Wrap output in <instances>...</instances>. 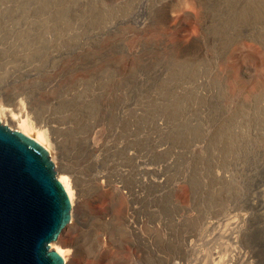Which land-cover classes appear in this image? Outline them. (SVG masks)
Here are the masks:
<instances>
[{
  "label": "rangeland",
  "instance_id": "1",
  "mask_svg": "<svg viewBox=\"0 0 264 264\" xmlns=\"http://www.w3.org/2000/svg\"><path fill=\"white\" fill-rule=\"evenodd\" d=\"M16 99L56 138L86 231L122 212V181L135 193L125 224L157 229L135 264L182 262L187 222L231 208L264 240V0H0V104ZM104 242L90 264H132Z\"/></svg>",
  "mask_w": 264,
  "mask_h": 264
},
{
  "label": "bare ground",
  "instance_id": "2",
  "mask_svg": "<svg viewBox=\"0 0 264 264\" xmlns=\"http://www.w3.org/2000/svg\"><path fill=\"white\" fill-rule=\"evenodd\" d=\"M2 117H4V120H8L11 123H17L18 130L33 137L37 142H39L47 149L48 154L52 160L55 158L57 153L52 150L54 149L52 147L54 145L53 143L56 142V138L52 136V144L48 141L46 130L45 128H42L43 124L39 123V119L35 120L37 127L34 133L29 132V128L32 122L28 117V107H26L23 102L16 99L12 100L7 107L0 104V118ZM1 122L3 121L1 120ZM57 176L63 184V187L65 188V191L67 192L71 202L70 220L72 219L78 223L77 230L75 231L71 239L66 235L61 234L60 232L56 239L51 242V246L62 255L63 264L71 263H69L68 258L66 257V253H70L71 251H79L86 255L85 258L79 261V264H90L92 261L91 259L100 254L99 249L101 248V246L99 247V245H97L100 240L105 241L104 243H106L107 245L106 251L113 248H124L125 245H127L126 243L133 244L135 247V250L133 249L134 252L130 248L134 254V256H131V258L133 257V260H130L132 261V264H135V262L137 261V257L139 256H143V259L149 260L148 252L155 254L154 249L156 251L157 248L154 247L153 249V233L154 229L156 228H154L151 223L146 221L145 226L143 225L145 231H142L143 229H140V223L137 224L139 220L135 221L137 218L133 220L136 223L129 221L130 223L125 224V219L126 217H128L127 213L130 205V200L132 196L135 195V193L129 187H127L121 179L120 181H122L121 183L125 188L124 193L127 200L123 205V210L119 214H114L110 210L106 211L101 217H99L101 227H103V231L97 232L96 229L86 231L85 226L87 224L88 218L85 219L78 212H75V207L76 205H79L80 202H77L78 191L74 181V177L72 175L66 176L62 174ZM98 182V186H100V188L104 186L110 187L112 184V179H108L107 177L104 179H100ZM231 211L232 208L228 210L227 214L225 213V216L223 214V217L221 219H212L211 217H208V219H201L197 221L193 219L189 220L187 223H189L190 229L188 230L186 228L188 230L186 231V237L188 240L186 239L187 243L183 246L182 249L185 257L182 262H176L175 264H264L263 247H261L260 245L259 247H254L252 245L256 244L258 238H261L257 235L259 234L257 233V231L259 230L258 228L260 227V224L256 225L255 229L242 228L240 232L237 229L240 225V218L231 217L229 215ZM185 226L187 227V225ZM65 227L63 229H65ZM195 228L196 230L199 228L200 231L195 232ZM196 236H199L201 242L193 241V237ZM199 240L197 239V241ZM145 261L146 260H144L143 262Z\"/></svg>",
  "mask_w": 264,
  "mask_h": 264
},
{
  "label": "water",
  "instance_id": "3",
  "mask_svg": "<svg viewBox=\"0 0 264 264\" xmlns=\"http://www.w3.org/2000/svg\"><path fill=\"white\" fill-rule=\"evenodd\" d=\"M71 202L47 149L0 120V264H63Z\"/></svg>",
  "mask_w": 264,
  "mask_h": 264
}]
</instances>
